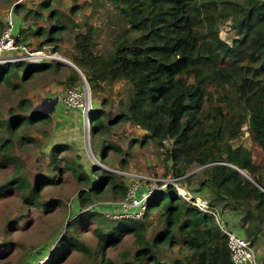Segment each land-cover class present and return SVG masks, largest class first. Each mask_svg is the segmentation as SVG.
<instances>
[{
  "label": "trees",
  "instance_id": "trees-1",
  "mask_svg": "<svg viewBox=\"0 0 264 264\" xmlns=\"http://www.w3.org/2000/svg\"><path fill=\"white\" fill-rule=\"evenodd\" d=\"M110 1L128 27L109 50L98 54L93 49L95 27L86 23L75 33L69 55L93 96L104 89L103 84L124 80L129 86L128 98L120 102L116 114L103 108L94 112L91 133L109 132L118 123L140 127L146 133L138 144L152 141L162 148L163 162L169 164L171 175L177 182L183 178L196 194L187 201L170 184L149 198L141 218L111 219L94 204L103 194L123 200L128 190L125 183L115 172L92 168L88 173L82 164L62 159L58 151H65V144H55L47 153V174L37 173L30 180L22 173L19 159L9 151L16 141L34 145L35 139L27 130L37 122L48 124L51 116L46 111H33L32 101L21 98L17 108L9 109L6 119L0 118V163L14 168L0 182V197L15 193L21 206L34 209L62 205L60 198L44 199V192L65 172L80 188L78 208L68 217L48 257L41 263L24 257L20 264L59 263L63 247L75 249L93 264H233L222 226H234L227 222L226 213L239 215L237 209L241 210L240 230L235 231L243 233L252 246L264 231L262 167L254 163L248 148L232 145L246 129L264 151V0ZM13 6L18 10L19 2ZM39 7L49 8V0ZM77 9L74 5L71 13ZM49 17L55 22L48 30L29 29L31 35L46 36L38 49L49 43L55 52L66 22L54 9ZM225 24L232 31L229 41L220 35ZM3 28L0 22V35ZM20 35L26 38L24 29H19L17 44ZM63 69L55 60L3 63L0 87L18 88L16 79L28 82ZM80 79L71 68L60 83L71 90ZM106 105L102 100V106ZM107 147L120 152L115 144ZM121 161L124 167L125 158ZM195 166L201 169L191 173ZM238 169L246 171L262 188ZM196 197L206 202V211L195 205ZM153 223L157 228L150 234ZM84 226H90L94 246L83 238ZM126 235L132 237L133 250L124 248L108 255L106 250H116Z\"/></svg>",
  "mask_w": 264,
  "mask_h": 264
},
{
  "label": "rangeland",
  "instance_id": "rangeland-1",
  "mask_svg": "<svg viewBox=\"0 0 264 264\" xmlns=\"http://www.w3.org/2000/svg\"><path fill=\"white\" fill-rule=\"evenodd\" d=\"M46 1L17 0L12 3L9 0H0V22L3 24L5 13L11 9L14 21L13 34L18 33L19 35V29H24L27 34L26 38L19 36L21 42L17 44V50L5 52L2 56H15L16 61L30 63L55 60L64 67L58 74H48L47 77L37 76L28 82L21 83L16 79L19 83L18 88L0 87L1 119L8 117L10 108H17V103L21 98H29L32 101V110L36 108L49 111L51 116L48 124L43 125L37 122L27 130V134L35 139L34 145L29 142L16 141L10 149L9 152L16 156L22 164V173L30 180L37 173L47 174L46 164L49 156L47 153L55 144H65L67 149L58 151L62 159L82 164L88 173L92 168H103L108 173L115 172L127 188L138 177H141V179H149L141 182L138 192L144 191L149 186V182H154L156 191L173 184L176 190L179 188L183 192H188L189 197L196 194L192 191V187L186 186L183 178L177 182V178L171 175L169 164L163 162L162 148L152 141H148L143 146L138 144V140H141L146 133L140 127L130 123H118L109 132L91 133L95 111L103 108L111 114H116L121 106L120 102H126L129 86L124 80L103 84L104 89L97 96H93L84 75L80 76V81L71 90H65L60 83L71 69L70 66L64 64V61L71 62L69 55L73 50L72 39L84 24L88 23L95 27L93 49L98 54L109 50L113 40L128 27L112 2L110 0H49L50 7L41 9L39 5ZM18 2L20 7L15 10L13 4ZM74 5H77L78 9L73 14L71 9ZM53 9L66 22V29L62 32L58 45L59 49L55 52L49 43L38 49V45L43 44L46 36L31 35L29 29L32 26L34 29L48 30L53 26L52 23L55 20L49 17ZM68 19L76 25L71 24ZM220 35L230 40L232 31L228 25L220 27ZM3 63L5 62H0V64ZM71 92L74 105L69 103ZM104 99L107 101L106 106H102ZM53 100L56 101L53 102ZM88 114L90 117L87 116ZM87 119L90 120L89 125L86 124ZM110 143L117 145L120 152L108 148L107 145ZM165 144L170 146L169 141ZM232 145H243L248 148L252 152L254 163L262 167L261 172L264 174V151L253 141L246 129L239 139L232 141ZM122 158L126 160L124 167H121ZM200 169L195 166L191 169V173ZM13 172L14 168L11 165L0 163V182ZM244 172L249 175L246 171ZM79 185L70 173L65 172L62 179L48 187L44 192V199L60 198L62 205L56 207L34 209L31 205L21 206L15 193L0 197V264H20L24 257H27L26 261L33 258L35 263L44 261L64 232L68 217L78 208L76 195L80 188ZM200 194L205 195V192H200ZM118 201L113 200L111 194H103L94 205L99 204L100 207L97 206V208L111 217L117 209L115 204ZM237 211L240 212L239 215L235 212H227L225 215L229 225L234 226L232 230H240L238 220L241 210L237 209ZM155 228L157 225L153 223L149 226V233L151 234ZM89 230L90 226H84L81 228V233L85 241L94 246L95 238ZM242 235L244 236L243 233ZM253 247L256 262L264 264V231ZM124 248L128 250L134 248L130 235L124 236V241L116 250L107 249L106 253L114 256ZM176 250L175 247L171 252L176 254ZM167 254L170 255L169 252ZM60 259L61 261L56 264H93L91 260L71 247H63Z\"/></svg>",
  "mask_w": 264,
  "mask_h": 264
},
{
  "label": "built area",
  "instance_id": "built-area-1",
  "mask_svg": "<svg viewBox=\"0 0 264 264\" xmlns=\"http://www.w3.org/2000/svg\"><path fill=\"white\" fill-rule=\"evenodd\" d=\"M3 24L4 29L0 35V62H14L17 60L15 56H2L5 52L8 53L10 51L18 49L16 41L18 33L13 34L12 32L14 21L11 9L5 13ZM72 100L73 98L71 92L69 103L71 102V105H74L72 104ZM87 116L90 117L89 114ZM86 124H90L89 119L86 120ZM148 179H141V177H138L135 182L130 184L124 199L115 204L117 209L114 211L111 217H128L139 219L143 216L147 209L149 198L156 192L154 182H149V186H147L144 191L138 192L141 182ZM150 179L153 180V178ZM177 191L185 200L188 201L190 199V197L187 195L188 192H183V190H179V188H177ZM195 205H197L201 210H207L206 202L204 200L200 201V199H197ZM222 229L226 234L227 247L233 264H258L256 262L257 260L254 247L247 241V239L243 235L239 234L235 230L229 228L227 229V227L225 226H222Z\"/></svg>",
  "mask_w": 264,
  "mask_h": 264
},
{
  "label": "water",
  "instance_id": "water-1",
  "mask_svg": "<svg viewBox=\"0 0 264 264\" xmlns=\"http://www.w3.org/2000/svg\"><path fill=\"white\" fill-rule=\"evenodd\" d=\"M64 64H66V65H68V66H70L71 68H73L81 77H83V74H82V72L80 71V69L75 65V64H72L71 62H67V61H64ZM84 79V78H83ZM85 80V79H84ZM56 100H53V102H55ZM36 110H39V109H34L33 111H36ZM40 111H42V110H40ZM47 112H49V111H47ZM237 169V168H236ZM239 170V172L241 173V174H243L246 178H248L249 180H251L252 182H254L257 186H259L255 181H253L252 179H251V177L249 176V175H247L246 173H244V171L243 170H240V169H238ZM260 188H262L261 186H259ZM262 190L264 191V189L262 188Z\"/></svg>",
  "mask_w": 264,
  "mask_h": 264
},
{
  "label": "bare ground",
  "instance_id": "bare-ground-1",
  "mask_svg": "<svg viewBox=\"0 0 264 264\" xmlns=\"http://www.w3.org/2000/svg\"><path fill=\"white\" fill-rule=\"evenodd\" d=\"M245 173V172H244Z\"/></svg>",
  "mask_w": 264,
  "mask_h": 264
}]
</instances>
